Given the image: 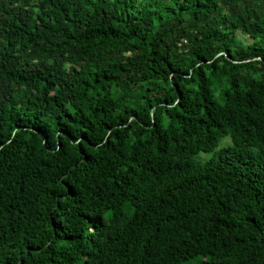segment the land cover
I'll return each instance as SVG.
<instances>
[{"label":"trees","instance_id":"16d2710c","mask_svg":"<svg viewBox=\"0 0 264 264\" xmlns=\"http://www.w3.org/2000/svg\"><path fill=\"white\" fill-rule=\"evenodd\" d=\"M0 264H264V0H0Z\"/></svg>","mask_w":264,"mask_h":264},{"label":"rangeland","instance_id":"374dc122","mask_svg":"<svg viewBox=\"0 0 264 264\" xmlns=\"http://www.w3.org/2000/svg\"><path fill=\"white\" fill-rule=\"evenodd\" d=\"M229 144H231L230 137L229 136H224V137H222L220 139L217 148L222 147V146H228ZM211 154L212 153L200 152V153H198V155H196V157L198 159L204 160V159L209 158L211 156Z\"/></svg>","mask_w":264,"mask_h":264}]
</instances>
